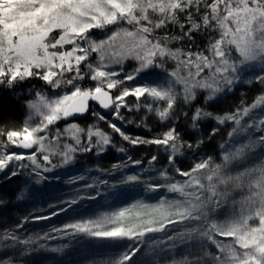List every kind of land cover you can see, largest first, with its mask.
Here are the masks:
<instances>
[{
  "label": "snow or ice",
  "instance_id": "snow-or-ice-1",
  "mask_svg": "<svg viewBox=\"0 0 264 264\" xmlns=\"http://www.w3.org/2000/svg\"><path fill=\"white\" fill-rule=\"evenodd\" d=\"M181 18L184 22H181ZM124 24L131 27H123ZM170 24L177 26L182 35H165L162 39H155V30L166 29ZM110 27L115 30L106 39L97 41L92 38L93 30ZM209 29L219 32V38L209 43L211 56L202 51L168 47L169 40L194 42L196 33ZM57 30L58 38L51 35ZM65 45L72 47L70 50H60ZM233 49L239 55L238 63L229 58ZM92 53L97 56L95 62H89ZM126 60H135L138 66L122 79H114L120 77V72L112 69L111 65H120L122 70ZM166 60L176 62L175 70L169 75L174 78V83L183 85L185 101L195 99L197 89L207 90V99L213 100L217 93L233 84L243 65L257 62L264 65V0H0V84L11 86L26 78L38 77L52 89L71 86L70 92L54 98L37 92L36 99L30 101L28 107L32 115L41 118L40 122L30 124L32 115H29L22 131H0V135H6L7 141L18 147L31 149L35 145L40 151L55 155L56 148L45 144L47 135L38 133H46L50 125L60 120L85 114L90 100L98 102L104 109L114 105V115L122 118L119 110L126 106L125 98L130 95L137 100L150 97L164 101L166 107L156 111L159 118L165 120L176 102V93L172 83L167 87L153 86L157 85V80L152 77L156 76L154 69H164ZM82 64L88 69L87 73L81 70ZM182 69L184 75L180 74ZM206 69L207 75L202 76ZM67 73L74 75L68 77ZM86 77L96 82L94 87H81L78 81ZM137 78L141 80L139 85L124 87L118 96L111 95L110 90ZM257 80L264 83V76H257ZM258 106H264V95L258 97L250 107L216 116L215 119L219 124L234 123L237 127L228 133L229 137H233L246 131L245 125L247 128L255 127L247 121L242 124V120ZM146 107L151 110L152 105L147 104ZM93 115H98L100 120L106 119L97 113ZM207 116H212V113L198 108L192 117L193 127L197 120ZM259 123L264 125V119ZM110 127L133 145L148 143L170 148V164L175 162V156L180 152L181 145L177 143L179 137L175 129L167 131L162 139L143 140L130 139L115 124ZM259 130L262 133L259 141L264 144V128ZM84 132V128L73 122L66 125L63 132L57 130L53 139L58 141L66 135L78 146L81 144L80 134ZM86 135L89 146L82 151H92L98 147L99 152H103L111 142L110 137L99 129L89 128ZM93 137L97 138L94 144ZM187 146L192 147L191 144ZM249 147L244 144L225 150L219 164L208 157L195 163L188 171L176 168L175 171L187 179L183 182L169 181L166 186L170 193H178L183 200H164L157 205L137 202L132 209L140 211L124 208L96 220L65 225L64 231L70 229L71 234L101 240L140 239L150 233L163 232L169 225L201 221L199 229L189 230L190 233H197L201 239L199 250H193L180 260L172 259L171 264H264V163L235 176L224 172L234 161L243 159L245 149ZM63 149L58 154L65 164L70 163L72 153L77 148L64 144ZM119 151L123 152L124 149ZM24 159H31L37 168L40 167L35 153L28 157L0 153V171L8 168L13 160ZM156 159L155 156L151 157V161ZM43 160L51 163L49 155H44ZM133 163L139 164L140 161ZM16 174L15 171L11 172L13 176ZM160 175L168 179L167 173ZM126 181L137 182L139 177L129 175ZM229 184L236 189L247 188L249 194L239 202H233L230 219L223 223L209 221L208 213L219 209L228 196L227 187L220 191L218 185ZM163 186L155 184L148 187L150 191H158ZM254 221L258 223H252ZM9 238L17 240L15 236L5 237ZM168 239L172 240L173 237L169 236ZM18 242L30 243L28 240ZM208 244L215 246L214 252L209 251ZM138 250L124 254L113 264H125ZM0 264L9 262L0 257Z\"/></svg>",
  "mask_w": 264,
  "mask_h": 264
},
{
  "label": "trees",
  "instance_id": "trees-1",
  "mask_svg": "<svg viewBox=\"0 0 264 264\" xmlns=\"http://www.w3.org/2000/svg\"><path fill=\"white\" fill-rule=\"evenodd\" d=\"M181 22H184L183 18ZM153 35L155 39H162L165 35L172 37L182 33L177 26L170 24L166 29L155 30ZM217 38L218 30L209 29L196 33L194 42L169 40L167 43L168 47L173 49L202 51L206 55L209 52V43ZM175 68V61L166 60L164 69L156 70L172 72ZM127 70H134L132 62H128ZM123 76L125 75L114 79H122ZM140 83V79L125 81L110 91L115 97L124 87H135ZM169 84L167 81H159L153 86L167 87ZM80 85L85 88L88 83L83 80ZM173 88L176 102L165 120L159 118L156 110L166 107V103L150 97H141L140 100L131 95L126 97V106L119 110L122 118L114 115V105L105 111L91 109L85 119L76 122L85 127L96 125L110 137L111 142L103 152H99L98 147L86 152L82 151L84 147L89 146L88 139H85V142L77 147L74 166L70 170L58 167L51 158V163L45 162L44 154H36L35 158L41 170L37 171V167H34L29 159H24L20 164L22 167L13 160L8 168L0 171V257L5 258L9 264H113L124 254L139 249L125 264H171L172 259L180 260L193 250L198 251L200 243L196 241L193 242L196 244L193 247L188 240L184 250L179 244L171 246L170 242L158 236L152 241L149 234L140 239L101 240L83 234H71L70 229L64 231L65 225L96 220L124 208L132 209L137 202L157 205L164 200H183L178 193H170L167 190L169 181L183 182L187 179L180 176L175 169L188 171L195 163L208 157L212 158L213 163H222L223 153L234 142V138L240 139L234 143L237 147L244 144L250 147L245 149L246 155L243 159L234 161L224 170L226 175L235 176L241 171L264 163V144L259 141L262 134L259 129L264 128V125L259 123L264 119V106L252 109L242 120V124L247 121L255 127L247 128L245 125L246 131L233 137H229L228 133L237 126L232 122L219 124L215 119L216 116L250 107L264 94L260 82L254 80L236 85L230 93L215 101H209L208 93L199 89L196 90L195 99L185 101L183 89L175 85ZM47 89V84L38 77H29L11 86L1 84L0 131H22L27 103L33 92ZM147 104L152 105L151 110L146 107ZM198 108L212 113V116L202 117L193 127L192 117ZM93 113L103 115L106 119L100 120L99 116ZM62 124L64 123L60 121L56 127L59 128ZM111 124L119 127L130 139H162L167 131L175 129L179 137L177 143L181 145L180 152L176 154L175 162L170 164V148L148 143L133 145L114 131L110 127ZM96 139L92 138L93 144ZM189 144L192 145L191 148L187 146ZM221 145L224 147L221 148ZM121 148L124 149L123 152L119 151ZM0 153L20 154L16 145L7 141L6 135H0ZM153 156L157 158L155 161H151ZM133 161L140 163L134 164ZM12 171L17 174L11 175ZM162 172L167 173V180L160 175ZM129 175L138 176L139 181L127 182L126 177ZM201 178L203 180V176ZM35 180L36 182H33ZM203 182L207 184L206 180ZM155 184L164 186L158 191H150L148 186ZM226 187L228 196L216 210L217 213L225 214L231 211L234 201L239 202L249 194L247 188L236 189L231 184L218 185L220 191H224ZM73 201L75 203H72ZM212 213L214 212H209L208 215L211 216ZM225 217L229 218L230 215ZM11 236L17 237V240L5 239ZM23 240L30 243L18 242ZM212 246L208 244V249L214 252Z\"/></svg>",
  "mask_w": 264,
  "mask_h": 264
},
{
  "label": "rangeland",
  "instance_id": "rangeland-1",
  "mask_svg": "<svg viewBox=\"0 0 264 264\" xmlns=\"http://www.w3.org/2000/svg\"><path fill=\"white\" fill-rule=\"evenodd\" d=\"M123 27H127V28H130L131 26L130 25H122ZM115 30L113 27H110L109 29H105V30H93L92 33H91V36L94 40H102V39H106L108 35L111 34V31ZM53 37H56L58 38L59 36V31L57 30L56 32L52 33L51 34ZM72 47V45H65L64 46V49H60V50H70ZM206 55H209L211 56V53L208 52ZM230 60H233V61H236L237 63L239 62V55L238 53L235 52V50L233 49L232 52H231V55H230ZM97 59V56L95 53H92L91 56H90V59H89V62H95ZM128 62H132L134 64V69L138 66L137 62L135 60H126L124 63H123V66H122V70H121V66L120 65H116V64H112L111 65V68L114 69L115 71H118L120 72V75H126V74H129L131 72H133L134 70H127V64ZM243 70L241 72H239L238 74V78L234 80L233 84L231 86H228L226 88L225 91H222L220 93H217L215 98L211 101H215V100H218L220 99L224 94L226 93H230L232 91V89L236 86V85H239V84H246V83H250L251 81H258L257 80V76H264V71H262V68H264V65L260 64V63H254V64H250V65H243L242 66ZM81 70L85 73H87L88 69L86 68V66L84 64L81 65ZM154 72L156 73V76L153 77V79H156L157 82H165L167 81L168 83H173V85L175 86H179V89H183V85L181 84H178V83H174V78L171 77L169 75V73L171 72H160V71H157L156 69H154ZM207 72L208 70L206 69L204 73H202V76L203 75H207ZM181 75H184L185 72L184 70H181ZM71 75H74V73H67L66 76L70 77ZM140 78H137V80H139ZM84 80H86V82L88 83V85L85 87V88H89V87H94L96 82L94 81H91L89 78H85ZM82 81H78V83L80 84ZM259 82V81H258ZM261 84V87L263 88V91H264V83H260ZM1 85V84H0ZM48 86V89L47 90H40V91H36V92H33L32 94V97L31 99L28 101L27 103V107H26V118H25V121L28 119L29 115H32V110L28 107V104L30 101H33L36 99V96L35 94L37 92H40L42 93L43 95L45 96H48L50 98H54L58 95H61L63 94L64 92H70L71 91V86H62L61 88L59 89H52L50 85H47ZM199 90H204V89H199ZM208 93L207 90H204ZM264 95V94H263ZM40 117H37L35 115H32V120L30 121V124L32 125H35V124H38L40 122ZM61 121V120H60ZM58 121V122H60ZM54 123L53 125H50L49 126V129L46 131V133H38L37 135H47L48 139L45 140V144H49L51 145L53 148H56V151H57V154L53 155V154H50L49 152H45V151H40L38 149V146H33V152L31 154H23L20 152V154H23L25 155L26 157L27 156H31L33 153L36 154H44V155H49L50 158L53 160V162L60 168H63V170H70L74 164V159H75V152L72 153V156H73V160L70 162V163H67L65 164L63 162V157L61 155H59L58 153L60 151H63V146L64 144H72L73 147H78L77 145H75V142L68 136L66 135H63L59 138V140H54L53 137L56 136L57 134V130H59L60 132H63L64 128L66 127V125L68 124H71L73 122H70V123H64L62 124L59 128L56 127V124L58 123ZM74 123H77L78 122H74ZM81 128H84L85 129V132L84 133H81V143H84L85 142V139H87V130L89 128H92L93 130H96L98 129L96 125H91L89 127H85V126H82L80 124H78ZM240 140V139H239ZM237 138H234V142L230 145L229 148L231 149H235L237 148V145H235L234 143L238 142L239 141ZM57 144L59 145V147L57 148ZM81 145V144H80ZM16 149H17V146H16ZM22 160L21 161H15V164L18 163L19 166H21ZM29 162L35 167L36 165L32 163V160L29 159ZM22 167V166H21ZM38 170H41L40 167L37 168V171ZM34 177H32L33 179ZM33 182H36L33 181ZM228 213L229 215H231V211L229 212H226ZM223 214V213H220L217 211H215L214 213H212L211 216H209V221L211 220H215L216 222L218 223H223L225 222L226 220L230 219V217H225L227 216L228 214ZM216 216V217H215ZM219 220H223V221H219ZM208 221H204L203 223H207ZM201 221H185L183 223H177L175 225H169L166 227L165 231L163 232H156V233H150L149 234V239H151L152 241L158 237H161L164 241H167V242H170L171 246H175L177 244H179V247H181V249H184L185 250V247L184 245L186 243H188L187 241L189 240L190 241V244L193 245V247H195V243L193 242H198V243H201V239L199 238L198 234L197 233H190L189 230L192 229V228H197L199 229L201 227ZM252 223H258V221H254ZM183 234V236L181 235ZM169 236H172L173 239L172 240H169L168 237ZM167 238V239H166ZM161 239V240H162ZM218 239H226V240H231V238H222V237H219ZM205 243H207L206 241H204ZM166 243V242H164ZM213 250L215 251V246L213 245Z\"/></svg>",
  "mask_w": 264,
  "mask_h": 264
},
{
  "label": "water",
  "instance_id": "water-1",
  "mask_svg": "<svg viewBox=\"0 0 264 264\" xmlns=\"http://www.w3.org/2000/svg\"><path fill=\"white\" fill-rule=\"evenodd\" d=\"M112 95V94H111ZM98 109V110H101V111H105V110H109L110 108H108V109H104V108H102L99 104H98V102H96V101H89V109H88V111L85 113V114H83V115H75V116H73V117H70V118H68L67 120H61L62 121V123H70V122H76V121H80V120H83V119H85L88 115H89V113H90V111H91V109ZM17 150L19 151V152H21V153H23V154H31L32 152H33V148H31V149H24V148H22V147H18L17 146Z\"/></svg>",
  "mask_w": 264,
  "mask_h": 264
}]
</instances>
